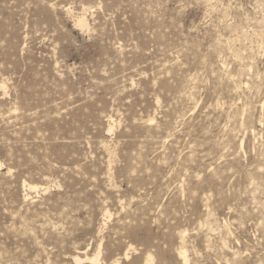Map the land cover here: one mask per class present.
Segmentation results:
<instances>
[{
    "label": "rangeland",
    "instance_id": "1",
    "mask_svg": "<svg viewBox=\"0 0 264 264\" xmlns=\"http://www.w3.org/2000/svg\"><path fill=\"white\" fill-rule=\"evenodd\" d=\"M95 256L264 264V0H0V264Z\"/></svg>",
    "mask_w": 264,
    "mask_h": 264
},
{
    "label": "bare ground",
    "instance_id": "2",
    "mask_svg": "<svg viewBox=\"0 0 264 264\" xmlns=\"http://www.w3.org/2000/svg\"><path fill=\"white\" fill-rule=\"evenodd\" d=\"M77 23H78V25L80 26V27H85V21L83 20V19H78V21H77ZM112 128V127H111ZM29 189H35V187H30L29 186ZM182 252H180V255L182 256V262L184 263V261L186 260V258L184 257V255L183 254H181ZM97 257H98V255H97ZM97 257L95 256V257H93L90 261L92 262V264H97L98 263V259H97ZM147 264L151 261V257L150 256H148L147 257ZM78 260H77V264H78ZM186 264V263H185Z\"/></svg>",
    "mask_w": 264,
    "mask_h": 264
}]
</instances>
